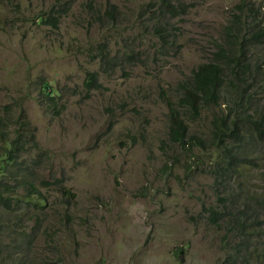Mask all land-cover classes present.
<instances>
[{
  "label": "rangeland",
  "instance_id": "rangeland-1",
  "mask_svg": "<svg viewBox=\"0 0 264 264\" xmlns=\"http://www.w3.org/2000/svg\"><path fill=\"white\" fill-rule=\"evenodd\" d=\"M183 1L162 45L148 24L158 0H0V117L11 137L26 128L28 141L0 174L13 208L0 205V264H218L224 256L222 222L204 210H223L213 174L220 154L171 142L165 102L179 103V84L212 58L237 7L250 13L264 0ZM50 17L56 28L42 21ZM89 72L100 82L87 93ZM45 84L61 90L56 106H47ZM213 111L221 109L190 123L193 134L209 139ZM251 153L261 160L249 172L260 192L264 146ZM29 190L37 196L23 215Z\"/></svg>",
  "mask_w": 264,
  "mask_h": 264
},
{
  "label": "trees",
  "instance_id": "trees-1",
  "mask_svg": "<svg viewBox=\"0 0 264 264\" xmlns=\"http://www.w3.org/2000/svg\"><path fill=\"white\" fill-rule=\"evenodd\" d=\"M182 5L188 6L183 0H158L154 7V14L148 19V24L157 28L154 29L156 37L161 42L165 41L162 45L170 43L166 25L170 20L183 15L179 11ZM243 9L239 5L231 14L222 39L214 44L217 51L212 53V58L179 84V103L169 99L165 102L170 110L171 142L183 146L186 151L197 147L205 149L208 145L220 154L213 174L218 188L216 193L220 189L225 191L222 194L225 198L221 200L224 212L216 213L211 208H204L213 224L219 225V221L222 222L219 226L225 233V254L218 264H264V180L261 185L263 190L258 192L250 184L249 178V172L261 160L245 154L251 153L254 147L264 146V3L259 8L253 7L250 13ZM187 11L188 7L185 14ZM115 18L116 15H113L112 19ZM42 21L55 28L58 26V20L54 17ZM98 59L105 66L109 64L105 52ZM99 82L97 72L87 73L84 82L87 93L98 89ZM43 91L49 99L46 101L47 106H56V99L62 96L61 90L45 84ZM223 104H227L226 109L222 108ZM211 108H220L221 111L212 112L213 130L209 139L201 138L192 133L190 123L198 121L203 112ZM7 120L0 117V162L5 163L0 174L19 159L28 142L24 135L26 132L23 131L26 128L23 127L22 131L16 129L11 137ZM4 187V182L0 180V204L13 211ZM58 189L66 201L74 202L73 192L68 187L58 186ZM28 194L27 203H23L20 208L22 212H25V206L33 202V199L28 201V198L37 196L33 190H29ZM38 201L46 204L42 198H37ZM44 205L33 204L32 208L42 210ZM220 213L222 218L219 220L216 214ZM4 225V222H0V228ZM23 234L20 233V237ZM23 263L20 258L11 264Z\"/></svg>",
  "mask_w": 264,
  "mask_h": 264
},
{
  "label": "bare ground",
  "instance_id": "bare-ground-1",
  "mask_svg": "<svg viewBox=\"0 0 264 264\" xmlns=\"http://www.w3.org/2000/svg\"><path fill=\"white\" fill-rule=\"evenodd\" d=\"M0 205L6 208V206H4L3 204H0ZM6 209H7V208H6ZM8 211L10 212V211H12V210H8Z\"/></svg>",
  "mask_w": 264,
  "mask_h": 264
}]
</instances>
